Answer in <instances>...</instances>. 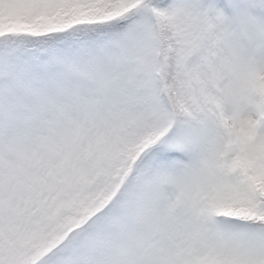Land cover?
Masks as SVG:
<instances>
[{
	"label": "snow or ice",
	"instance_id": "1",
	"mask_svg": "<svg viewBox=\"0 0 264 264\" xmlns=\"http://www.w3.org/2000/svg\"><path fill=\"white\" fill-rule=\"evenodd\" d=\"M0 264H264V0H0Z\"/></svg>",
	"mask_w": 264,
	"mask_h": 264
}]
</instances>
